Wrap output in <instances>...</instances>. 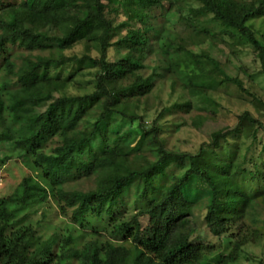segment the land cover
<instances>
[{
	"label": "trees",
	"instance_id": "1",
	"mask_svg": "<svg viewBox=\"0 0 264 264\" xmlns=\"http://www.w3.org/2000/svg\"><path fill=\"white\" fill-rule=\"evenodd\" d=\"M194 1L0 0V148L5 146L10 152L4 153L0 165L14 154L31 172L12 194L0 196V264H67L74 259L75 264H234L245 253L250 241L247 233L253 228H244L242 221H258L264 184L248 190L240 175L247 174L251 183L259 178L264 181V170L243 168L250 160L244 155L237 163V152L218 160L205 147L196 155L169 151L159 127L142 124L134 135L114 130L108 120L114 114L129 122L141 119L136 112L140 99L133 96L146 82L136 69L142 64L144 33L152 18L157 19L160 52L169 60L181 56L186 62V69L173 66L179 73H172L174 90L181 87L190 97H197L199 108L213 104V88L222 83L244 88V83L229 75L210 51L199 53L187 46L189 41L199 45L204 39L215 45L220 37L229 45L250 46L264 68V40L248 24L263 15L264 0ZM158 9L162 12L156 15ZM113 14L125 15L123 27L132 26L125 36L132 44L118 62L108 60L116 29ZM9 44L24 51L7 55ZM79 44L84 52L66 53ZM37 49L48 52L33 53ZM92 50L98 54L92 55ZM193 66L212 86L196 80L197 72H190ZM91 68L98 69L96 90L68 94L69 81ZM129 74L135 76L134 82L121 84ZM203 119L198 116L193 124L201 127ZM260 130L264 131V124L246 111L231 133L257 139ZM226 135L222 130L213 132L209 147L220 145ZM147 138L151 144L143 146ZM142 150L156 153L157 158L150 159ZM175 165L181 172L169 175L168 169ZM81 178H94V185L87 190L71 185ZM136 180L143 188L139 197L148 203L130 220L113 223L111 231L121 240L102 239L96 228L87 234L97 218L115 214ZM199 182L206 193L203 207L186 195ZM52 202L67 219L65 227L49 235L44 232L48 226L34 219L40 207ZM143 217L156 219L172 234L189 225L192 235L201 224L214 236L232 239L233 245L228 254L215 253L213 244L189 237L187 245L177 250L185 256L164 262L161 252L150 254L141 245ZM233 222L242 225L238 234L232 232ZM83 234L92 238L77 246ZM130 247L135 248L134 260L129 259Z\"/></svg>",
	"mask_w": 264,
	"mask_h": 264
},
{
	"label": "rangeland",
	"instance_id": "2",
	"mask_svg": "<svg viewBox=\"0 0 264 264\" xmlns=\"http://www.w3.org/2000/svg\"><path fill=\"white\" fill-rule=\"evenodd\" d=\"M181 1L196 4L194 0ZM160 12L162 10L158 9L155 14H160ZM111 17L116 24V29L112 39V46L108 51V60L118 62L129 51L132 44L130 38L127 39L125 37L132 26L123 27L122 22L126 19L123 14H113ZM153 19L146 25L144 36L147 41H144L145 45L142 43L144 46L142 64L136 69V74L146 80L143 88L136 90L139 93H135L133 96L140 99L136 112L138 116H141V119L129 122V119L114 114L108 118L114 125V130L136 135L142 124L148 127H159V135L163 140L165 148L169 151L196 155L200 153L202 147H205L209 150V153L214 152V157L218 160H226L229 155L237 152L238 156L235 158L237 163L243 161L244 155H247L248 160H250L243 168L255 171L260 167L259 169L263 171L264 131L260 130L258 132L257 139L247 137L243 132L231 133L238 126L239 117L246 111H250L255 118L264 124V68L256 52L250 46L241 44L229 45L227 41H222L220 37L216 39L215 45H212L213 43L208 40L204 41V39L200 41L199 45H195L189 41L187 46H190L199 53H202L204 50L210 51L211 55L220 61L229 75L238 77L244 83V88H240L233 83H222L211 90V96L214 100L213 104L208 105L206 108H199L197 106L199 103L196 101L197 97H190L186 90L181 87H177L174 90L175 79L173 80L174 76L172 73L176 75L179 73L173 66H180V68L186 69L187 67L184 65L186 62L183 61L181 56L169 60L166 54L160 52L157 46V19ZM158 21L161 22L162 18L159 17ZM248 24L255 31L258 38L264 40V12L263 15L254 18ZM168 26L171 27L172 25L168 23ZM209 26L213 27L214 24L210 23ZM182 28L179 27V30H182ZM7 51V55H12L24 51V49L9 44ZM46 52L48 51L40 52L38 49L37 51H33V53L42 54ZM82 52H84V47L79 44L66 53L81 54ZM24 53H26V50ZM91 53L95 56L98 54V51L92 50ZM2 63L3 60L0 61V64ZM97 71L98 69L95 68L86 69L77 76H74L67 84L66 92L71 95L93 93L96 90ZM190 72L191 74L197 72L196 80L198 82L206 83L208 87L212 86V81L205 77L202 72L198 71L196 66H193V70ZM134 80L135 76L129 74L120 82L123 85H130ZM252 94L257 98L255 101ZM179 106H183L184 110L181 111L178 108ZM198 116L204 118V124H200L201 127L193 124L196 121L194 119ZM80 125L83 127V123ZM218 130L224 131L227 135L221 139L220 145L210 148L209 146L213 143L212 133ZM149 138L145 139L143 146L151 144L148 140ZM0 150V161L3 163L2 156H4V153L10 152L5 146H1ZM142 152L152 160L157 158L154 152H150L149 150H142ZM12 155V158L0 165V196L12 194L24 176L31 173L28 168L17 160L20 159L19 157H14V154ZM181 169L175 165L169 168L167 173L169 175L180 173ZM169 175L165 178L166 180L169 179ZM246 176L241 173L240 178H245L242 179V183L248 190L260 188L264 184L263 179L260 178L251 183ZM93 179L81 178L72 181L71 185H76L78 188L87 190L94 185ZM201 184L203 183L199 182V186L193 185L189 191L187 189L186 195L203 207L206 201V193L204 189L201 190ZM142 189L141 181H134L128 191V195L121 199V207L114 210L115 214L111 217H105L106 219L97 218L92 222L93 224L89 225L87 234L98 229L97 232L102 236V239L121 240L120 237H116L111 231L113 223L130 220L139 209L147 206L148 201L139 197ZM256 201L258 202L259 200ZM258 209L257 222H252L251 218L242 221L245 223L244 228L247 226L251 229L253 228V232L247 233L249 234L250 241L244 246L245 253H242L234 264H259L260 261L264 262V205L260 204ZM232 212L236 213L234 210ZM36 215L34 221L39 220L44 226H48V230L44 229V232L49 235L54 230L56 231L65 227L64 222L67 216L60 212L55 202L40 207ZM231 218L232 215L230 216ZM141 221L142 247L150 254L161 252V259L164 262H170L173 259L181 260L185 255L179 254L177 250L187 245L189 237L200 242L213 244L215 246V253L228 254L233 245L232 239L226 241L222 237L214 236L201 224L196 228L195 233L190 235L192 231L189 225H184L178 233L172 234L167 232L156 219L143 217ZM233 224L232 232L238 234L239 227L242 225L239 226V222H233ZM242 230L245 231V229ZM87 236L83 234L82 238H78L77 241L79 243H77V246L83 245L84 240L92 238L91 236L87 238ZM130 245L132 244L130 243ZM56 247L57 244H54L53 251L56 250ZM129 249V259L134 260L136 257L135 248L130 247ZM75 263L76 260L74 259L67 264Z\"/></svg>",
	"mask_w": 264,
	"mask_h": 264
}]
</instances>
